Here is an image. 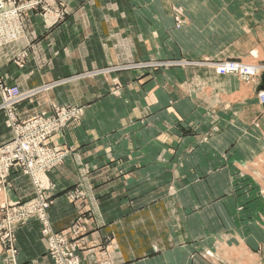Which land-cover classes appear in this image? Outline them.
Returning a JSON list of instances; mask_svg holds the SVG:
<instances>
[{
  "label": "crops",
  "instance_id": "obj_1",
  "mask_svg": "<svg viewBox=\"0 0 264 264\" xmlns=\"http://www.w3.org/2000/svg\"><path fill=\"white\" fill-rule=\"evenodd\" d=\"M64 1L71 14L60 25L38 14L26 19L32 47L24 67L12 63V58L26 43L1 53V73L9 85L32 92L70 75L142 57L264 64V0ZM175 8L187 19L179 29ZM180 72L174 68L167 83L129 73L98 76L48 90L18 106L21 120L54 103L86 109L82 125H73L66 136L52 141L56 147H73L76 158L48 173L55 187L50 215L57 231L68 229L81 209L91 213L80 251L83 264H264V236H253L259 229H209V219L218 224L224 218V206L234 215L238 212L235 197L229 194V187L241 182L234 177L237 168L264 157V148H254L255 141H264V106L253 86L233 75L217 76L209 67L187 70L191 93L181 94L183 86L176 82ZM118 85L121 92L113 96ZM6 119L0 111V145L14 137ZM187 130H216L212 140L217 146L209 148L210 153L206 147L188 146L193 137ZM247 141L252 147L241 149ZM193 152L208 156L200 157L195 177L186 155ZM161 153L169 159L183 155L181 168H176L175 160L167 166L172 172L183 170L178 180L187 188L145 206L133 187L141 185L139 170L155 167L156 163L144 164V156ZM123 157L129 159L125 163L131 176H122L113 161ZM178 175L174 173L173 180ZM79 183L87 197L71 203L63 194ZM31 189L28 177L14 173L5 201L27 200ZM39 229L33 223L19 231L16 264H53ZM235 232H241L242 241L236 244L230 237L225 242L224 235ZM208 248L219 253L214 260L205 261L198 254L191 258ZM237 250L244 252V259L228 256ZM7 260L0 255V264H14Z\"/></svg>",
  "mask_w": 264,
  "mask_h": 264
},
{
  "label": "rangeland",
  "instance_id": "obj_2",
  "mask_svg": "<svg viewBox=\"0 0 264 264\" xmlns=\"http://www.w3.org/2000/svg\"><path fill=\"white\" fill-rule=\"evenodd\" d=\"M24 5H28L30 7L35 6L34 8H27L28 10H25L22 12V33L20 35V40L16 41L14 43V46H17L20 43H26L27 47L25 49H22L20 52L15 53L14 57L12 58V63H15L18 67H24L29 59V51L32 47V42L29 39L26 27H25V21L28 17H30L32 14H38L42 15L51 19H54L57 24L64 23L68 17L71 14V11L69 10V7L67 6V3L64 0H16V7H25ZM174 17L176 20V28H182V26L187 24V19L184 16V12L180 8L174 9ZM13 47V46H12ZM7 49L4 48L2 52ZM225 62H237L242 63L251 67H257L259 72L254 76H251L249 78H243L240 74H229L236 76L240 79L244 85H247L248 87L253 86L257 90V98L261 105L264 106L263 101L260 99V95L264 93V64L257 63L255 61L252 62H243V61H236V60H191L187 59L185 57H168V58H162V57H142L138 59H133V61L127 62L122 65L118 66H110L105 67L102 69H96L94 71H89L82 74H76V75H70L69 77H65L62 79H59L57 81L50 82L40 89L32 90L33 93H31V97L28 98L31 99L32 97H35L39 94L46 93L48 90L55 89L60 86H68L73 83H77L79 81L94 78L98 76H106V75H116L118 73H129V75H134L135 77H148V81H156L159 79L161 83H167L169 82V73L174 69L178 68L180 69V77L179 80L176 81L177 83H181V86L183 88H180L178 90L181 94H186L190 92V87L192 83H190V77L186 74V71L189 69H199L200 67H209L212 68L215 71V74L220 77H224L227 75H220L217 73L215 69V64H222ZM2 71L0 70V79L7 85L12 87H18L16 85H9L5 79V77L2 76ZM228 75V76H229ZM189 79V80H188ZM188 80V81H186ZM174 81V80H171ZM198 85V84H197ZM199 86V85H198ZM197 86V89H198ZM195 87V86H194ZM19 88V87H18ZM187 88L188 90H186ZM193 88V87H192ZM20 89V88H19ZM122 87L116 86L113 88L112 94L113 96L116 94H119L121 92ZM194 89V88H193ZM196 93H199V90H193ZM21 90V89H20ZM125 91V90H124ZM23 92V91H22ZM27 93H30V91H27ZM191 93V92H190ZM117 96V95H116ZM219 96V95H218ZM225 96V95H221ZM18 105L14 106V116L15 119L19 123L26 122L28 120L36 119L37 117L43 116L44 114H53L52 118H54L55 122L59 125L64 123V127L62 128V131L60 133H56L52 135L48 141H47V147L48 149L57 152V154H66L65 158L62 161H59L55 166H53L51 169L45 171V173H42L40 176V179L42 181V185L44 188V197L46 200L47 208L45 209V215H42V217L33 216V215H22V213H25L27 209L32 207L35 203V198L38 197V192L35 188L33 179L30 175L26 174L24 172V169L21 168L22 165L19 163V161H15L12 164V167L10 170H8L7 174L4 173L0 169V255L2 254L6 261L9 259L12 263L16 264V257L18 255V251L16 249V242H17V235L19 231L33 223H38L40 225L39 229V235L40 237L46 241L48 245V255L50 256L51 260L53 261V264H83L85 263V258H82L80 255V251L82 248V242L84 239L85 234L90 229V218L89 215L90 212H87L86 210H80L79 216L72 222V225L64 230V231H57L52 223L51 215H50V209L53 205V195L52 191H54V185L48 178V173L52 170L56 169L57 167L63 165L68 159L74 157L76 158L77 153L73 147H68V145H63L61 147H56L52 144L53 139H56V137H64L67 134V131L70 127L79 126L83 124V120L85 119L86 115V109L83 106H77V105H59L57 103L52 104L47 109H45L42 112H39L29 119L21 120L20 119V112L18 110ZM2 105V99L0 98V107ZM0 111H3L7 117L6 119V125L8 121V111L1 109ZM256 127H259L258 121L256 122ZM8 127V125H7ZM10 128V127H8ZM11 129V128H10ZM12 130V129H11ZM13 131V130H12ZM189 131V130H187ZM216 132V130H210L206 132H196V131H189L187 132L190 134L193 139L191 142H188V146L190 147H206V151L209 152V148L217 146L216 142L212 140V135ZM14 133V131H13ZM15 139V135L13 139L3 145H0V149H4L6 146L10 145ZM231 138L230 140H232ZM251 141V140H249ZM249 141H247L245 145L241 149H247L249 145L252 147L251 144H249ZM255 147L262 149L264 148V141L259 142L255 141ZM240 145V146H241ZM241 151V150H240ZM243 152V151H241ZM239 154H244L239 153ZM189 158V161L192 163V177H195L198 175V170L194 169L197 168V163H200V157L203 155L208 157L207 154H202L199 152H193L191 154H186ZM147 159H145L146 162L144 164L156 163L154 164L155 167L150 168V171L142 172L139 170L141 176L139 179H141V185L134 186L133 188L137 190L136 192L142 196V200L144 201L145 206L155 204V200L158 201L161 197L167 196L168 194H178L183 191L184 187L178 180V177H183L181 174L183 173V170H175L172 172V170L168 169L167 163L173 162L175 160L176 168H181L183 155L182 154H176L175 158L169 159L167 154H149L145 155ZM73 158V159H74ZM128 158H122L119 159L121 161H115L116 166L118 168L119 173L126 177L127 175L131 176L132 171L128 168V165L125 162ZM210 159V156L209 158ZM123 160V162H122ZM203 161V160H202ZM158 162V163H157ZM150 167V166H149ZM145 168V166H144ZM209 173L212 172V170L208 169L206 170ZM14 173H21L24 176L28 177L31 182L32 192L31 196L27 200H18L15 202H6L5 201V195L8 191L12 188V175ZM180 174L177 177L176 180H173V174ZM151 174V175H150ZM234 177L237 179H240L241 182L239 184L232 185L230 188V193L233 194L235 197V200L237 202V213L234 215L232 214L228 209V206H224V218L220 219V223H216L215 219H209V229L212 227L213 229L218 226V229H259L258 233H256L253 236H256L257 238L264 236V157H261L255 164H249L245 165L241 168H237V170L234 172ZM84 186L82 183H79L75 188L70 189L66 191L63 196L71 203H76V201L80 198H85L86 193L83 188ZM223 190V188H222ZM228 191V187H224V194ZM220 193L221 190H220ZM135 195V194H134ZM227 196V195H224ZM241 197V198H240ZM20 209V210H19ZM18 211V212H16ZM15 215H17L15 217ZM15 219L13 220V218ZM219 226H221L219 228ZM147 229H150L148 227ZM261 232V233H260ZM241 233V232H240ZM239 232H235L230 234H226L225 236V242L228 241L227 238L232 237L233 241H236L239 243L242 241L241 235ZM235 246V245H233ZM251 247L250 245H248ZM229 249V248H227ZM242 249H244L242 247ZM252 249V248H251ZM246 251V250H245ZM247 252V251H246ZM254 252V250H253ZM248 253V252H247ZM198 254L202 259L205 261H212L214 260L217 255L219 254L215 249H206L202 251H196L191 258L194 259ZM216 256V257H215ZM228 256L230 257H239L241 259H244V252L241 250H237V252H230L228 253Z\"/></svg>",
  "mask_w": 264,
  "mask_h": 264
},
{
  "label": "built area",
  "instance_id": "obj_3",
  "mask_svg": "<svg viewBox=\"0 0 264 264\" xmlns=\"http://www.w3.org/2000/svg\"><path fill=\"white\" fill-rule=\"evenodd\" d=\"M24 6L17 8L16 0H0V59L2 50L14 46V43L21 38L22 12L28 10V7L36 9L35 6ZM215 69L220 75L238 73L243 78L255 76L259 72L257 67L237 62L215 64ZM31 93L33 92H22L18 87L7 86L0 79V98L2 99L0 110L8 111L9 109L7 125L14 131L15 135V139L10 145L0 149V169L7 174L13 162L19 161L24 172L33 179L38 192L34 205L22 215H33L41 218L42 215H45L47 205L40 176L66 156V154H57V152L48 149L47 141L52 135L62 131L64 123L58 125L52 118L53 114H44L36 119L19 123L14 116V106L30 98ZM260 99L264 103V93L260 95Z\"/></svg>",
  "mask_w": 264,
  "mask_h": 264
}]
</instances>
